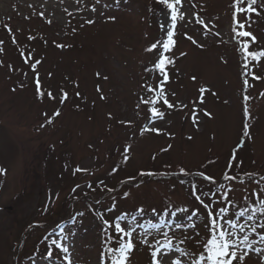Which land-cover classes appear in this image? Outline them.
<instances>
[{"label": "rangeland", "instance_id": "374dc122", "mask_svg": "<svg viewBox=\"0 0 264 264\" xmlns=\"http://www.w3.org/2000/svg\"><path fill=\"white\" fill-rule=\"evenodd\" d=\"M178 7L185 16L178 19L175 46L165 52L159 43L167 39L161 24L172 30L170 10L157 0H0V168L6 170L0 173V264H66L51 247L60 236L58 226L68 234L73 264H110L103 255L105 240L111 236L109 246L117 247L121 234L108 228L106 236L98 213L113 225L128 216L121 221L126 230L136 216L142 227L133 233L136 249L130 264H149L150 251L140 234L149 223H187L186 213L170 215L185 206L189 213L199 209L195 231L186 233L191 237L186 246L198 252L195 242L206 235L207 212L192 195V184L197 195L216 192V184L198 173L217 182L225 173L237 176V181H224L234 189L229 199L237 207L245 195L264 188V58L244 68L232 32L234 0H182ZM197 14L211 29L207 37ZM252 19L257 22L247 30L258 42L250 50H257L264 48V18L253 14ZM153 43L157 48L146 51ZM28 55L32 59L25 63ZM163 56L175 61L167 66L169 80L163 83L175 106L171 109L162 101L141 102L154 96L146 86L157 88L163 81L154 68ZM35 60L41 63L34 71L30 63ZM37 73L55 100L38 98ZM201 86L211 91L198 106L197 127L191 102ZM61 89L69 94L63 104ZM152 107L165 113L163 119L152 118ZM56 109L59 117H53ZM204 109L211 117L203 115ZM45 113L53 117L51 125ZM245 123L251 138L243 134ZM233 152L236 159L229 168ZM149 172L154 175H141ZM245 173L255 174L259 188ZM202 198L214 212L223 204L215 196ZM75 213L83 215L73 222ZM162 230L169 231L167 226ZM172 232L178 244L185 232ZM255 246L264 248L259 242ZM50 247L53 257L47 256ZM258 255L251 253L247 264H258Z\"/></svg>", "mask_w": 264, "mask_h": 264}, {"label": "snow or ice", "instance_id": "6c2138e0", "mask_svg": "<svg viewBox=\"0 0 264 264\" xmlns=\"http://www.w3.org/2000/svg\"><path fill=\"white\" fill-rule=\"evenodd\" d=\"M157 2L170 10V23L172 30H167L166 26L161 24V27L166 29L167 39L159 42L162 44L163 50L167 52L176 44V41L174 40L175 28L178 19L183 20L185 14L180 12L178 7L182 6V0H157ZM92 10L95 11V6H93ZM241 14H243L244 17L243 20L240 19ZM253 14L256 17L264 18V0H234L232 32L234 33V39L238 43L239 49L244 56L245 69L249 67L250 61L259 63L261 59L264 58V48L250 50L253 45H256L258 42L257 36L252 31L247 30V28H250L253 23L257 22L252 19ZM109 19L115 20V17H109ZM196 22L204 26L206 31H204L203 35L207 37L211 31L209 25L205 23L198 14L196 15ZM87 23L92 24L94 21L89 20ZM8 30L11 31L10 28ZM185 35L187 36V34ZM215 35L219 36V33H215ZM29 39H34V37H29ZM187 39L199 48L204 47V45L199 44L191 36H187ZM13 42H15V37H13ZM2 43L3 42L0 41V44ZM58 47H64V45H58ZM155 48H157V43H153L150 48L146 49V51L150 52ZM0 51H2V49H0ZM21 55L24 54L21 53ZM186 55L187 53H181V56ZM31 59V55L24 57L25 63H28ZM40 63V60H35L30 63V67L35 71L37 65ZM174 63L175 61L173 59L163 56L154 65V68L158 70L159 74L163 77V81L157 88L146 86L149 92L154 93V96L151 100H142V103L155 105L162 101L169 109L175 107L169 102L163 87V83L169 80L167 66ZM252 75L256 80L261 79V77L256 76L255 73ZM97 76L99 77V73H97ZM104 79H107V77H104ZM190 79L193 82L197 81L195 75L191 76ZM244 83L245 85L248 84L247 79ZM35 85L36 94L40 100H43L45 97L52 100L56 99L51 91H46L42 88L38 73L36 74ZM21 87H23V85H21ZM13 91H15V89H13ZM97 91H99V87L97 88ZM197 91L199 94L197 99L191 102L193 104L191 120L192 123L198 127L200 113L198 106L205 102V94L211 90L206 86H201ZM75 95L80 96V93L76 92ZM172 95L174 96L175 93ZM212 95L215 96L216 93L213 92ZM262 95H264V93H262ZM68 98V92L61 89L60 103L63 104ZM101 98L104 99L103 96ZM245 99H250V97H245ZM182 107L186 108L187 105H182ZM150 111L152 118L154 119H163L165 115L164 112L159 111L156 107H152ZM244 113L249 119H251V115L247 108L244 109ZM44 115L46 116V123L51 125L54 122L53 117H59L61 112L59 109H56L53 113V117H48L46 113ZM203 115L211 117L212 114L207 111V109H204ZM244 129V136L251 138L249 130L250 125L245 123ZM144 131L159 133L161 130L145 127ZM188 139H192V137H188ZM240 146L242 147V145ZM130 147L131 146H128L125 151L127 152L130 150ZM125 159H127V156ZM235 159V152H233L228 165L229 168L232 167V161H235ZM75 171L79 172L87 170L77 168ZM5 172L6 170L4 168H0V173ZM180 172L185 175H190V173H187L183 168L180 169ZM141 175H154V173H141ZM198 175L204 180L216 184V192L203 193L202 195L204 197L215 196L223 202V204L218 207V210L214 212L212 205L206 204L202 195L196 194L197 185L195 183L192 184V195L207 212L206 235L202 236L199 241L195 242L199 251L193 252L186 246L187 241L191 239V237L186 234L187 230L191 229L195 231L196 224L194 223V220L199 217V209L189 213L186 206L176 207L175 211H170L169 207L166 206L165 211L166 213L170 211L171 216H176L177 212L186 213L187 223H167V221L163 220L160 223H149L148 227L140 234V242L143 245L148 246L150 251L149 264H247L246 258H249L251 253L259 254L258 264H264V259H262V257H264V248L255 246L258 242L264 244V188H259L261 181H264V177H261V181H255L254 173H245L249 180L255 181L259 191H253L250 195H245L243 197L244 203L237 207V202L229 199V193L234 191V189L231 187L230 183L228 185L224 183V181H237L239 179L237 176L225 173L222 181L217 182L212 176L206 175L204 172H200ZM240 182L243 183V181ZM181 183L183 184L185 181L182 180ZM76 187L78 188L79 185ZM88 187L91 188V185L89 184ZM73 191H75V189H73ZM108 191L114 190L109 189ZM123 195L127 197L129 193L126 192ZM112 207L115 208V204H113ZM138 211L143 215V208L138 209ZM155 211L156 209H153V212ZM81 215H83V213H75L70 219L74 222L76 217ZM97 215L106 226V236H108V228H113L116 233L121 234L117 247L109 246V241L112 237L108 236V239L105 240L106 248L103 255L108 261H110V264H130L131 253L136 249V244L133 242V233L137 230V227H142L139 225L136 216H131L129 227L126 230V228L122 226L121 221L128 220V216L125 215L118 217L117 222L113 225L110 221L103 219V213H98ZM165 226H167L169 231L172 229H178L185 232V235L179 239L178 244L173 243V240L176 238V233L172 232V235H169V231L162 230ZM58 227L60 236L56 239H52L51 247L59 250L62 259L66 264H73L70 248L68 246V234L65 233L62 226ZM252 234H255V237L258 239L252 238ZM196 235H200V233L196 232ZM148 236H152L151 242L149 241ZM157 236L161 237V239H157ZM125 237H127V239H125ZM47 238L48 237H45V239ZM180 245L184 246L181 247ZM51 247L47 252L48 257H53ZM53 264H55V261H53Z\"/></svg>", "mask_w": 264, "mask_h": 264}]
</instances>
